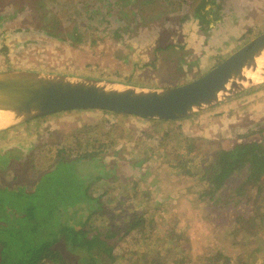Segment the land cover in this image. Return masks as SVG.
<instances>
[{
	"label": "rangeland",
	"instance_id": "1",
	"mask_svg": "<svg viewBox=\"0 0 264 264\" xmlns=\"http://www.w3.org/2000/svg\"><path fill=\"white\" fill-rule=\"evenodd\" d=\"M200 2L0 0V72L30 71L150 88L189 83L264 33V0H223L224 14L206 26H200L193 18ZM260 92L264 94V83L179 121L182 127L173 132L165 146L161 144L163 135L152 128L151 122L136 116L95 110L68 111L32 124H20L0 135V153L16 147L24 151L23 155L13 157L11 166L0 170V184L13 190L22 185L32 187L35 176L30 170H50L57 162L55 155L59 150H68L65 154L68 160L78 159L76 155L68 156L81 147L79 144L73 147L72 140L92 138L95 127H99L95 132L102 130L100 133L117 127L120 129L117 135L122 137L119 145L99 158L110 170L118 160L126 164L118 161L119 166H124L123 169L118 166L119 173L114 177L97 176L88 190L92 197H101L105 210L96 225L113 224L115 252L121 260L116 264L150 263L148 257L136 262L138 254L150 250L145 237L128 227L127 221L136 214L146 215L149 223L155 220L156 226H149V232L157 235L158 241L150 254L166 248L170 244L167 237H172L183 248L193 250L180 260L182 263L207 264L209 255L215 256V260L220 258L218 253H236L245 235L239 229L220 231L221 218L214 228L202 230L200 207L188 197L191 190L184 180L177 185L175 154L181 148L186 153V143H179L181 134L183 140L202 138L221 148H232L240 142L264 144V95H258ZM78 168L87 170L82 162ZM242 179L239 176L227 188L236 189ZM136 183L140 188L138 196L133 189ZM149 190L151 193L143 195ZM222 194L229 197L228 189ZM157 201L161 204H156ZM228 202L229 210L240 212L245 200L233 195ZM22 206L23 203L19 205ZM222 212L223 209L220 216ZM259 237L264 239V230H259ZM58 247L65 253L68 264H84L85 252L64 243ZM258 257L255 264H264V255ZM166 262L164 257L163 263Z\"/></svg>",
	"mask_w": 264,
	"mask_h": 264
},
{
	"label": "trees",
	"instance_id": "2",
	"mask_svg": "<svg viewBox=\"0 0 264 264\" xmlns=\"http://www.w3.org/2000/svg\"><path fill=\"white\" fill-rule=\"evenodd\" d=\"M222 1L201 0L194 11V21L200 26L214 24L224 14ZM42 118L44 117L27 124L35 123ZM149 121L152 128L163 135L161 138L163 146L167 144L166 141L173 132L179 126L182 127L179 121ZM95 126L97 125L93 127ZM13 128L4 132L9 133ZM95 128L97 130L99 127ZM166 128L169 131H166ZM95 130L92 131L94 132L92 138H80L77 142L72 140L73 147L76 144L81 147L68 156L76 155L78 159H66L65 154L68 150L62 149L56 153L57 162L50 170L46 172L30 170L35 176L32 187L22 185L13 190L0 184V264H68L65 253L58 247L61 243L85 252L84 264L121 262L115 252L116 233L112 230L113 224L105 227L96 225L105 213L99 200L101 197L99 199L92 197L88 194V190L91 186L90 182L97 176L113 175L114 177L115 173L120 172L119 167L124 168L117 163L118 161L120 164L126 163L118 160L110 170L105 161L99 158L100 155L113 151L122 137L117 135L120 132L117 127H110L103 133H100L102 130L99 132ZM6 133L1 132L0 135ZM181 136L182 140L179 143H186V153L181 148L175 154L177 185L180 180H184L183 183L191 190L192 195L188 197H192L200 207L203 219L202 230L214 228L216 221L221 218L220 231L239 229L245 235V240L236 253L221 252L217 254L220 258L215 260V256L212 258L209 255L207 264H255L258 256L264 255V239L259 237V230H264V144L259 141L240 142L232 148H221L211 140L202 138H194L195 141L192 140L193 138L183 140V134ZM201 143L207 148L202 147ZM70 148L71 146L68 147ZM23 153L20 147L3 150L0 153V170L8 165L11 166L16 154L21 156ZM22 159L25 160L24 157ZM81 162L86 164L87 170L79 171L78 164ZM99 167L102 169L99 170ZM136 174H139L138 170ZM239 176H243V179L238 187L227 188L228 184ZM60 179H62L61 183ZM134 186L136 189H133L138 196L140 188L137 183ZM225 189H228L229 197L222 194ZM143 193V195L151 193V190ZM248 194L251 196L249 197ZM233 195L236 199L245 200L240 212L229 210L227 207L230 204L228 198L232 199ZM179 196L183 195L179 194ZM170 199L176 197L170 196ZM22 203L23 206L20 208L19 205ZM156 204L161 203L157 201ZM136 215L129 218L128 227L135 229L141 238L145 237V244L151 250L158 241L157 235L149 232V226H156L155 220L149 223L146 215ZM206 219H210V222ZM167 239L170 244L166 248L161 247L152 254L150 250L145 254H138L137 261H134L140 262V259L148 257L149 264H164L165 257L167 258L165 264L170 262L191 264L182 263L180 260L191 254L193 250L183 248L175 238L167 237Z\"/></svg>",
	"mask_w": 264,
	"mask_h": 264
},
{
	"label": "water",
	"instance_id": "3",
	"mask_svg": "<svg viewBox=\"0 0 264 264\" xmlns=\"http://www.w3.org/2000/svg\"><path fill=\"white\" fill-rule=\"evenodd\" d=\"M264 33L218 66L189 83L150 88L113 81L10 70L0 72V112L23 123L75 110H106L148 120L181 121L216 107L264 83L249 75L264 71Z\"/></svg>",
	"mask_w": 264,
	"mask_h": 264
},
{
	"label": "bare ground",
	"instance_id": "4",
	"mask_svg": "<svg viewBox=\"0 0 264 264\" xmlns=\"http://www.w3.org/2000/svg\"><path fill=\"white\" fill-rule=\"evenodd\" d=\"M258 64H264V56L258 59ZM264 77V71H257L256 74L249 75V78L257 80ZM13 116L10 113L0 112V129L7 127L13 123Z\"/></svg>",
	"mask_w": 264,
	"mask_h": 264
},
{
	"label": "crops",
	"instance_id": "5",
	"mask_svg": "<svg viewBox=\"0 0 264 264\" xmlns=\"http://www.w3.org/2000/svg\"><path fill=\"white\" fill-rule=\"evenodd\" d=\"M262 92H260L258 95H264L263 93L261 94ZM262 104H260V106H261ZM87 111H93V110H87ZM95 111H99V110H95ZM100 112V111H99ZM101 113H103V112H101Z\"/></svg>",
	"mask_w": 264,
	"mask_h": 264
}]
</instances>
